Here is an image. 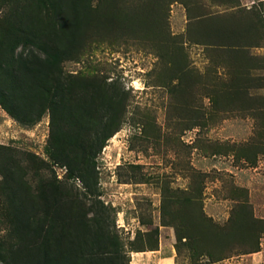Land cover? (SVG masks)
I'll use <instances>...</instances> for the list:
<instances>
[{
	"label": "rangeland",
	"instance_id": "obj_1",
	"mask_svg": "<svg viewBox=\"0 0 264 264\" xmlns=\"http://www.w3.org/2000/svg\"><path fill=\"white\" fill-rule=\"evenodd\" d=\"M91 4L96 20L128 18L119 32L94 25L83 52L61 68L115 88L119 129L82 181L58 161L49 111L28 125L0 105V243L16 242L18 210L32 201L42 210L43 184L55 189L63 216L84 215L90 228L96 201L109 209L122 264H264V28L258 47L234 52L206 39L212 26L260 16L264 0ZM11 5L0 0V30ZM188 6L202 11L190 16Z\"/></svg>",
	"mask_w": 264,
	"mask_h": 264
},
{
	"label": "trees",
	"instance_id": "obj_2",
	"mask_svg": "<svg viewBox=\"0 0 264 264\" xmlns=\"http://www.w3.org/2000/svg\"><path fill=\"white\" fill-rule=\"evenodd\" d=\"M9 2L13 10L3 20L0 30V105L17 121L28 125L36 124L49 111L52 137L55 132L61 136L56 137L63 153L58 161L68 167L69 176L85 181L93 173L97 155L119 129L113 125L120 118L116 110L122 98L112 92L115 88L106 81L64 76L61 67L83 52L94 25L99 26L102 20L111 32H119L128 15L121 13L115 17L112 13L100 17L98 22L93 16V0ZM184 2L188 5L191 0ZM25 7H29L28 13ZM188 7L190 16L202 11L201 7ZM259 10L260 16L253 13L242 26L234 22L226 30L216 26L208 28L206 39L217 41L212 45L231 52L241 47H258L262 39L259 27L264 28V9ZM208 16L212 15L201 13L196 17ZM214 19L217 18H211L212 23L217 21ZM238 39L246 40L245 45H238L241 43ZM20 46H24V51L16 55ZM92 120H95L93 126ZM85 129L86 135L82 132ZM96 186L94 182L90 191L87 189L88 194L94 195ZM44 188L42 184L36 198L41 201L43 212L37 213L38 205L34 201L26 210L17 211L16 222L21 230H17L16 242L8 248L0 243L1 261L5 264H122L126 253L108 229L109 209L102 202L97 200L92 206L96 217L90 228L83 221L84 215L82 219L63 216L55 189L47 193ZM51 215L54 217L50 218ZM58 221L62 222L59 231ZM53 231L57 237H53Z\"/></svg>",
	"mask_w": 264,
	"mask_h": 264
},
{
	"label": "bare ground",
	"instance_id": "obj_3",
	"mask_svg": "<svg viewBox=\"0 0 264 264\" xmlns=\"http://www.w3.org/2000/svg\"><path fill=\"white\" fill-rule=\"evenodd\" d=\"M135 255V254H134ZM135 256H137V254L135 255ZM137 262V258L135 257L134 258V263H136Z\"/></svg>",
	"mask_w": 264,
	"mask_h": 264
},
{
	"label": "crops",
	"instance_id": "obj_4",
	"mask_svg": "<svg viewBox=\"0 0 264 264\" xmlns=\"http://www.w3.org/2000/svg\"><path fill=\"white\" fill-rule=\"evenodd\" d=\"M136 255V254H135ZM137 255H139V254H137Z\"/></svg>",
	"mask_w": 264,
	"mask_h": 264
}]
</instances>
